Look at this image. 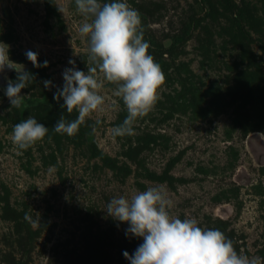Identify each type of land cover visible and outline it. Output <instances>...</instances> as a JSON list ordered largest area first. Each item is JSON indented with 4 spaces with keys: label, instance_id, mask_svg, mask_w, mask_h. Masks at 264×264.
<instances>
[{
    "label": "rangeland",
    "instance_id": "obj_1",
    "mask_svg": "<svg viewBox=\"0 0 264 264\" xmlns=\"http://www.w3.org/2000/svg\"><path fill=\"white\" fill-rule=\"evenodd\" d=\"M127 2L166 80L135 134L114 138L127 110L107 81L103 111L74 136L53 130L78 112L62 108L43 81L62 86L69 59L85 73L92 66L74 0H0V41L35 74L19 109L0 87V264H129L122 253L142 238L126 237L127 224L118 228L104 209L153 186L166 189L173 217L218 228L238 253L264 258V0ZM27 50L48 66L34 67ZM16 75L8 70L5 84ZM29 117L49 131L18 154L12 129Z\"/></svg>",
    "mask_w": 264,
    "mask_h": 264
},
{
    "label": "clouds",
    "instance_id": "obj_2",
    "mask_svg": "<svg viewBox=\"0 0 264 264\" xmlns=\"http://www.w3.org/2000/svg\"><path fill=\"white\" fill-rule=\"evenodd\" d=\"M76 10L85 18L79 33L88 41L87 72L76 67L62 71L63 84L56 86L51 80L43 85L49 91L55 87L53 99L63 100L62 108L78 115L67 120L63 115L53 125L56 133L74 136L80 126L98 108L103 111L105 100L100 94L104 82L115 85V96L120 97L127 110L123 122L111 130L115 137L135 134L134 124L153 110L160 99L158 89L166 77L161 65L148 50L150 43L144 39L142 18L138 9L127 0H74ZM64 14L65 9L57 6ZM10 45L0 41V73L5 69L16 72L15 81L8 80L4 95L12 107L19 109L24 103L21 90L35 80V74L25 70L9 58ZM26 58L34 67H47L48 61L38 62V53L27 50ZM19 65V67H18ZM101 73L102 77L97 73ZM101 124L97 119L92 125ZM48 127L29 117L13 126L11 140L18 154L28 150L48 134ZM172 201L162 186L148 187L131 198L113 197L104 211L115 221L117 227L126 223V237L142 238V243L129 254H122L129 264H264V258L240 254L232 239L218 228H203L195 218L173 217L170 213ZM24 219L33 227H40V219L25 213Z\"/></svg>",
    "mask_w": 264,
    "mask_h": 264
},
{
    "label": "water",
    "instance_id": "obj_3",
    "mask_svg": "<svg viewBox=\"0 0 264 264\" xmlns=\"http://www.w3.org/2000/svg\"><path fill=\"white\" fill-rule=\"evenodd\" d=\"M8 70L5 69V72L4 73H0V87L4 90L5 87H6V84H5V79H4V74L7 72Z\"/></svg>",
    "mask_w": 264,
    "mask_h": 264
}]
</instances>
